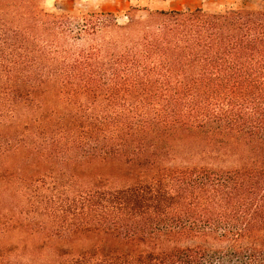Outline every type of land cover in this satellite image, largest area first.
<instances>
[{
	"label": "trees",
	"instance_id": "1",
	"mask_svg": "<svg viewBox=\"0 0 264 264\" xmlns=\"http://www.w3.org/2000/svg\"><path fill=\"white\" fill-rule=\"evenodd\" d=\"M142 1L0 0V264H264V0Z\"/></svg>",
	"mask_w": 264,
	"mask_h": 264
},
{
	"label": "rangeland",
	"instance_id": "2",
	"mask_svg": "<svg viewBox=\"0 0 264 264\" xmlns=\"http://www.w3.org/2000/svg\"><path fill=\"white\" fill-rule=\"evenodd\" d=\"M44 2L47 7H50L54 2L56 7L62 12H69L78 8L83 12H111L120 17L126 14L130 8L134 6L141 7L144 4L142 0H44ZM222 4H231L238 8L257 6V3L253 0H166L164 2L155 0L152 8L173 10L202 8L212 11L219 8V5ZM137 15L140 16L142 13L138 12ZM78 167H75L73 174L79 183L87 186L93 182H99L106 187H122L130 184L134 175L137 174V170L133 166L125 164L119 158L104 162H85ZM82 242L83 238L78 239L76 243L78 244V249L86 250L91 247L92 243ZM105 246L108 247V245Z\"/></svg>",
	"mask_w": 264,
	"mask_h": 264
}]
</instances>
